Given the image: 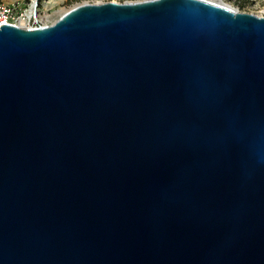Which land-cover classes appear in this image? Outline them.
<instances>
[{"label":"water","instance_id":"95a60500","mask_svg":"<svg viewBox=\"0 0 264 264\" xmlns=\"http://www.w3.org/2000/svg\"><path fill=\"white\" fill-rule=\"evenodd\" d=\"M0 264H264V16L0 26Z\"/></svg>","mask_w":264,"mask_h":264},{"label":"rangeland","instance_id":"374dc122","mask_svg":"<svg viewBox=\"0 0 264 264\" xmlns=\"http://www.w3.org/2000/svg\"><path fill=\"white\" fill-rule=\"evenodd\" d=\"M10 3L20 10L25 9L31 16L24 24L29 26H42L54 21L63 12L71 7L83 3H101L103 1L113 2H136V0H0ZM210 1V0H209ZM217 4H223L234 10L264 16V0H213Z\"/></svg>","mask_w":264,"mask_h":264},{"label":"built area","instance_id":"2783aa9c","mask_svg":"<svg viewBox=\"0 0 264 264\" xmlns=\"http://www.w3.org/2000/svg\"><path fill=\"white\" fill-rule=\"evenodd\" d=\"M29 17L25 9H19L14 4L0 1V26L11 24L19 27L35 28L24 24Z\"/></svg>","mask_w":264,"mask_h":264},{"label":"bare ground","instance_id":"6f19581e","mask_svg":"<svg viewBox=\"0 0 264 264\" xmlns=\"http://www.w3.org/2000/svg\"><path fill=\"white\" fill-rule=\"evenodd\" d=\"M209 1V0H208ZM210 2H213V3H216V1H213V0H210ZM217 4V3H216ZM35 5V0H34V2H33V5H32V7ZM27 13V12H26ZM27 16L29 17V18H31V16L27 13Z\"/></svg>","mask_w":264,"mask_h":264}]
</instances>
